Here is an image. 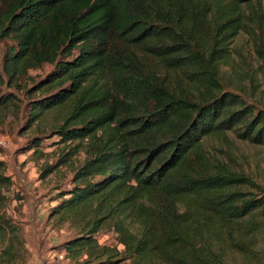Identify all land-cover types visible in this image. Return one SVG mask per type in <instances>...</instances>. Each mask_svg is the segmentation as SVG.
Returning a JSON list of instances; mask_svg holds the SVG:
<instances>
[{
	"label": "trees",
	"instance_id": "trees-1",
	"mask_svg": "<svg viewBox=\"0 0 264 264\" xmlns=\"http://www.w3.org/2000/svg\"><path fill=\"white\" fill-rule=\"evenodd\" d=\"M261 0H0V109L8 82L52 67L30 116L63 111L54 133L86 153L51 219L78 231L62 246L81 264H264V189L215 164L205 140L235 131L264 146V108L215 92L228 45L264 29ZM260 41V40H259ZM264 63V47L257 44ZM205 91L177 93L170 74ZM33 147L41 146L40 140ZM46 169L53 173L62 163ZM2 189L11 186L1 173ZM248 185L255 191L248 190ZM114 233L117 246L99 235ZM0 216V238H20ZM4 260L17 253L14 243Z\"/></svg>",
	"mask_w": 264,
	"mask_h": 264
},
{
	"label": "rangeland",
	"instance_id": "rangeland-1",
	"mask_svg": "<svg viewBox=\"0 0 264 264\" xmlns=\"http://www.w3.org/2000/svg\"><path fill=\"white\" fill-rule=\"evenodd\" d=\"M260 4L264 15V0ZM243 12L249 32L242 31L228 45L229 57L218 71L217 84L208 87L217 93L235 94L247 105L264 108V63L257 52V44L264 47V29H259L252 12L246 8ZM9 45L11 42L0 39L2 59ZM51 71L52 67L46 65L12 83L6 78L7 84L3 87V95H11L14 103L0 109V162L4 164L1 173L12 182L2 189L0 216L20 229V238H0V264H56L63 244L79 233L68 223H57L51 216L60 202L59 194L70 188L75 171L86 160L83 147L87 142L78 149L79 142L63 143L55 135L54 130L64 117L61 110L48 112L37 121L30 119L31 106L48 95L45 92L49 86L44 81ZM196 78L170 74L177 93L185 90L200 97L205 88ZM36 139L41 143L37 148L33 147ZM205 149L215 164L250 178L264 189V146L253 145L241 140L235 131H228L223 136L206 139ZM67 158L70 161L62 163L53 173L45 172ZM248 190L256 189L248 185ZM98 239L102 245H118L114 233L100 234ZM11 243L17 253L6 261L4 249ZM71 262L81 264L82 260L71 259Z\"/></svg>",
	"mask_w": 264,
	"mask_h": 264
},
{
	"label": "built area",
	"instance_id": "built-area-1",
	"mask_svg": "<svg viewBox=\"0 0 264 264\" xmlns=\"http://www.w3.org/2000/svg\"><path fill=\"white\" fill-rule=\"evenodd\" d=\"M56 264H72L71 259L66 252H59L56 258Z\"/></svg>",
	"mask_w": 264,
	"mask_h": 264
}]
</instances>
